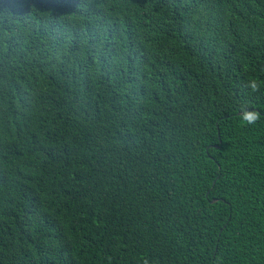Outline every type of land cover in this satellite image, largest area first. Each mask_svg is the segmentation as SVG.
I'll return each mask as SVG.
<instances>
[{"label":"trees","instance_id":"16d2710c","mask_svg":"<svg viewBox=\"0 0 264 264\" xmlns=\"http://www.w3.org/2000/svg\"><path fill=\"white\" fill-rule=\"evenodd\" d=\"M145 259L264 264V0H0V264Z\"/></svg>","mask_w":264,"mask_h":264},{"label":"clouds","instance_id":"9594fccd","mask_svg":"<svg viewBox=\"0 0 264 264\" xmlns=\"http://www.w3.org/2000/svg\"><path fill=\"white\" fill-rule=\"evenodd\" d=\"M247 87L256 92L259 91L260 85L253 79L248 82ZM260 115V112L256 109H242L241 118L248 124H255L260 119ZM144 264H149V261L145 259Z\"/></svg>","mask_w":264,"mask_h":264}]
</instances>
